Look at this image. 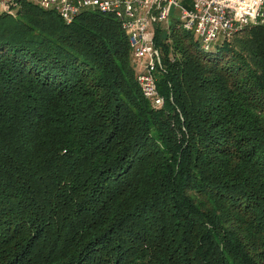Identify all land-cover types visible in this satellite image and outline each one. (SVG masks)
Returning <instances> with one entry per match:
<instances>
[{"label": "trees", "instance_id": "1", "mask_svg": "<svg viewBox=\"0 0 264 264\" xmlns=\"http://www.w3.org/2000/svg\"><path fill=\"white\" fill-rule=\"evenodd\" d=\"M16 3L0 13V264H264V28L207 48L178 19L155 26L159 109L114 13Z\"/></svg>", "mask_w": 264, "mask_h": 264}, {"label": "built area", "instance_id": "2", "mask_svg": "<svg viewBox=\"0 0 264 264\" xmlns=\"http://www.w3.org/2000/svg\"><path fill=\"white\" fill-rule=\"evenodd\" d=\"M45 10L59 13L72 23L89 7L112 12L122 22L132 49L137 80L144 97L159 107L163 98L158 91L156 73L162 67V55L154 37L155 26L171 20L173 8L180 9L182 29L193 32L208 48L221 36H229L243 27L264 28V0H193L192 7H181L180 0H30ZM17 0H0V13L10 12Z\"/></svg>", "mask_w": 264, "mask_h": 264}, {"label": "rangeland", "instance_id": "3", "mask_svg": "<svg viewBox=\"0 0 264 264\" xmlns=\"http://www.w3.org/2000/svg\"><path fill=\"white\" fill-rule=\"evenodd\" d=\"M190 4V3H192V0H180V4H181V7H185L184 6V4ZM180 12H181V10L180 9H176V8H173V10H172V15H171V17H172V19L173 18H175V19H179V16H180ZM198 39V38H197ZM133 66L135 67V72H136V77H137V73H138V68L133 64ZM137 82H138V80H137ZM163 98V104L161 105V106H159V107H156V106H154V104H153V106L155 107V108H162L163 106H164V104H165V99H164V97H162Z\"/></svg>", "mask_w": 264, "mask_h": 264}]
</instances>
